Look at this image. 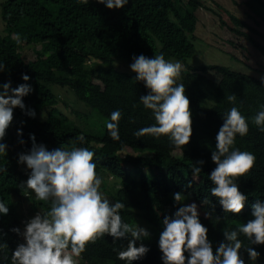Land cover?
<instances>
[{"label": "trees", "instance_id": "1", "mask_svg": "<svg viewBox=\"0 0 264 264\" xmlns=\"http://www.w3.org/2000/svg\"><path fill=\"white\" fill-rule=\"evenodd\" d=\"M208 0H128L122 8L108 9L96 0L87 5L76 0H6L2 5V19L6 24L5 36L0 34V62L5 70L0 72V84L11 81V87L28 83L32 92L23 97L25 110L14 108L13 120L6 129L4 141L7 154L0 156V201L8 205L6 215H0V264H10L11 251L22 243V236L11 231L23 230L25 222L13 197L29 193L31 211L46 212L48 204L37 201L30 190L21 183L27 179L23 164H17V154L27 152L32 144L43 143L49 150L57 147H86L94 152L96 172H106L115 180L110 191V202L120 200L125 204L121 211L124 222L137 221L150 232L142 243L149 251L133 264H162L157 239L161 231L160 220L171 215L180 204H174L172 194L190 195L189 204L196 202L201 223L208 228V238L213 247L223 239L222 231L250 219V205L264 200V132L251 122L264 104V0H249L247 17L229 15V21L220 19L222 28V52L255 72V76L231 71L217 64L182 67L179 82L185 86L192 119V135L187 145L176 148L167 136L137 137L135 131L154 123L150 110L139 103V96L147 93L143 82L135 81V73L120 70V64L131 63L133 54L152 57L163 54L166 60L186 62L196 54L193 37L197 29L198 14L207 8ZM19 34L20 42L13 39ZM160 44V48L158 47ZM20 44H40L37 59L25 61ZM255 58V59H254ZM254 59L253 63L249 61ZM92 61L99 63L92 68ZM217 79H212L209 73ZM27 74V82L21 74ZM68 88L81 106L73 102L72 114L63 112L58 91ZM235 95L234 103L227 96ZM74 99V97H73ZM64 103L65 108H69ZM236 106L248 118L247 135L236 136L235 147L252 152L255 163L243 177L238 178L240 191L248 196L239 214L223 213L216 198L211 195L208 174L215 164L211 151L215 150V136L222 125V115ZM34 109L36 116L26 114ZM85 109V110H83ZM87 109H89L87 111ZM119 109V140H112L104 122L109 114ZM43 113V117L41 116ZM100 118L98 140L85 120ZM85 123L81 128L76 118ZM95 128V127H94ZM17 129L21 135L17 136ZM84 135L81 143L77 137ZM23 139L24 144L19 140ZM131 149L137 156L122 157L119 151ZM149 153L150 156L143 155ZM203 160L202 171L193 179L192 167ZM128 166L131 167L129 171ZM115 184H119L116 187ZM190 185V186H189ZM207 198L208 204H200ZM27 198L20 196L19 206L26 205ZM210 213L205 218L204 213ZM219 217V219H217ZM145 228V227H144ZM241 253L245 264H264V244L250 245L243 236ZM126 240H116L105 235L89 243L79 258L80 264H124L116 259V251L126 247ZM244 246L255 248L261 255L255 262L249 261Z\"/></svg>", "mask_w": 264, "mask_h": 264}, {"label": "clouds", "instance_id": "2", "mask_svg": "<svg viewBox=\"0 0 264 264\" xmlns=\"http://www.w3.org/2000/svg\"><path fill=\"white\" fill-rule=\"evenodd\" d=\"M96 2L108 9H119L128 4V0ZM76 3L87 5L89 0H76ZM13 39L19 43V34ZM128 67L135 73L134 80L143 82L147 90L146 94L139 96V103L150 110L154 120L153 124L138 129L133 135L167 136L176 148L187 145L192 135V119L185 86L179 82L183 67L180 61L166 60L163 54L152 57L133 54ZM4 70L5 65L0 62V72ZM21 79L27 82L29 76L22 73ZM261 84L264 85V77H261ZM32 90L28 83H20L16 87H11V81L0 84V156L7 154L8 145L3 141L13 120V110L17 107L25 110L23 97ZM235 99V95L227 96L229 102L234 103ZM258 107L250 119L259 131L264 132V104ZM26 114L33 118L36 116L35 110L30 108ZM120 117L121 112L116 109L104 122L112 140L120 138ZM222 120L215 136V150L210 155L215 168L208 174V180L213 185L211 195L216 198L222 212L239 214L248 196L240 191L237 181L252 169L256 157L252 152L234 146L237 135H247L248 118L232 106L223 113ZM20 135L21 130L17 129V136ZM29 139L32 141L30 149L17 154V164H23L26 170H30L21 185L34 194L35 200L46 202L48 210L36 211L23 222L22 231L19 227L11 229L22 236L23 242L11 251L10 258L5 257L10 259V264H78L86 245L105 235L111 236L113 242L127 241L126 247L116 251V259L124 261V264L142 259L149 251L142 243L150 237L148 227L138 221L134 224L124 222L121 211L125 204L120 200L110 202L100 191L102 180L96 172L94 152L86 147L49 150L43 143H36L34 134L30 133ZM77 139L83 143L84 135H78ZM19 143L24 144L25 141L20 139ZM122 151L118 152L120 156ZM203 164V160L196 161L199 166L191 169L193 179L198 178ZM0 171L4 169L0 168ZM19 194L27 198V215L30 195L28 192ZM172 198L174 204L180 206L160 220L157 247L162 264H245L241 253L242 241L238 237L243 236L250 245L264 244V200H256L250 205L251 218L246 222L231 230H223V239L214 248L208 238V228L201 223L197 203L183 204L185 196L181 192H174ZM208 203L207 198L200 201L201 205ZM18 208L21 212V207ZM8 211V205L0 201V215H6ZM204 216L209 218L210 213L205 212ZM5 247L6 243H0V250ZM243 251L252 262L261 255L250 246H244Z\"/></svg>", "mask_w": 264, "mask_h": 264}, {"label": "rangeland", "instance_id": "3", "mask_svg": "<svg viewBox=\"0 0 264 264\" xmlns=\"http://www.w3.org/2000/svg\"><path fill=\"white\" fill-rule=\"evenodd\" d=\"M6 0H0V34L1 36H5L6 32V24L2 19V5ZM187 0H184L186 2ZM249 0H208L207 8L204 10H200L198 14V24L197 29L195 31V35L192 38L193 42L196 46V54L191 58L187 59L186 62L180 61L183 67L186 65L189 66H199L203 64H217L221 66L228 67L231 71L241 73V74H248L255 76V72L251 71L247 68L245 63H239L231 58L226 53L222 52V48H224V44L222 41V28L220 19L229 21V15H234L239 18H246L247 17V6ZM158 47L160 48V44L158 43ZM42 50L40 44H20V52L23 55L25 61H34L37 59V52ZM255 59V58H254ZM254 59L250 60V63H253ZM171 61H178L176 59H169ZM98 65L99 63L92 61L91 63L87 64L89 67H93ZM130 63H121L120 70H129ZM132 72V71H131ZM212 79H217V77L209 73ZM55 91H58L59 98L61 99L59 106L66 112L67 114H72L73 107H77L73 104L75 102L79 106H81L80 102L77 101L76 97L74 96L73 92L68 90V88L60 89L58 87L55 88ZM74 97V99H73ZM68 104L69 108H65L64 111V103ZM82 107V106H81ZM83 108V107H82ZM85 110V109H83ZM89 109H87L88 111ZM87 123L93 127L90 129L93 131V134L96 136V140H98L97 133H99L98 124L100 122V118L89 116L87 119L85 117ZM76 123L83 128L84 124L81 118H76ZM95 127V128H94ZM121 156H125L126 154H134L138 155L139 153H134L131 149L127 148L126 150L122 151ZM145 156H150L149 153H144ZM129 171H131V167L128 166ZM101 177L102 184L100 191L108 198L112 199L110 191L113 190L112 186L114 184V179L105 172L98 173ZM116 187H119V184H115ZM185 196V200L182 203H186L191 198L190 195L183 194ZM20 195H15L13 200L17 206L20 204ZM31 201H29V212L26 215V207L25 205H21V216L24 221H27L28 218L33 216L36 211H31L30 209ZM27 205V204H26ZM41 211V210H38ZM42 212V211H41ZM23 242V238H22ZM78 264L80 262L78 261Z\"/></svg>", "mask_w": 264, "mask_h": 264}]
</instances>
